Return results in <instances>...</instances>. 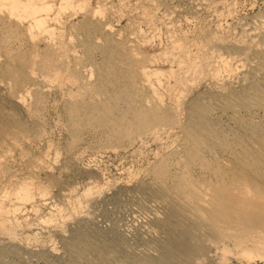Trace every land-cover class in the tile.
Here are the masks:
<instances>
[{
	"label": "rangeland",
	"instance_id": "rangeland-1",
	"mask_svg": "<svg viewBox=\"0 0 264 264\" xmlns=\"http://www.w3.org/2000/svg\"><path fill=\"white\" fill-rule=\"evenodd\" d=\"M76 1L83 3L81 9L77 8ZM81 1L73 0L71 6H75L76 12L69 6L64 15L63 11L58 13L60 2L57 0H47V4L55 3L52 18L61 16L55 19L58 23L52 21V27L56 28L53 30L57 35L64 33L61 41L66 46L60 43L65 54L61 59L63 71L68 66L74 73H80L82 60L91 61L94 66L83 68L79 75L75 73L79 78L77 85L57 81L50 87L36 88L27 98L25 115L15 111L5 96H0L2 118L28 129L32 135L41 136L39 141L35 138L30 154L41 157L42 167H46L36 170L39 173L35 172L33 181L51 191L49 196H36L33 204L21 206L14 192L29 175L31 158L16 156L8 161L10 164L6 163L7 170H3L0 183V264H136L135 255L127 251V240L119 237L116 223L119 213L133 203L132 196L145 199L157 195L149 189L151 170L161 159L181 150L192 105L200 103L202 107L207 97L227 98L247 90L256 78L257 58L264 54V24L257 22L264 12V0ZM95 11L99 14L92 19ZM3 15L0 14L2 53L8 47L16 55L24 52L28 43L22 37L17 38V32L12 29L13 20H8L9 23ZM107 23L108 26L104 25ZM110 25L114 36L106 35L101 41L91 43L93 47H87L89 52L85 57L74 33L82 30L89 35L92 29H111ZM116 34L121 37L120 41L116 40ZM129 39L137 46L139 60L144 61L147 70L157 71L164 78L159 83L151 81L155 91L161 89L164 93L160 100L163 108H168L166 112L156 113L155 118L150 115L152 108L145 105V90L136 81L133 65L127 64L124 43ZM42 42H38L39 50L53 51ZM59 50L56 53L61 55ZM51 53L59 58L55 51ZM2 59L1 66L7 71L16 67L11 58ZM88 90L103 91L106 99L93 105L88 99ZM229 112L227 115H233ZM213 115L212 123L217 120L223 122V127L227 124L222 112ZM262 125L259 114L253 126ZM210 155L205 145L197 151L191 160L195 174L205 172ZM58 169L64 171L63 175ZM74 179L73 198L68 204H59L53 195L59 189L57 186ZM50 180H55L56 187ZM46 198L55 201H52V211L41 205ZM142 237L138 231L133 243H143ZM158 241L161 240L154 242L161 244L156 245L157 249L165 247L163 251H166L167 242ZM224 244L229 251L226 260L220 257V246L207 251L208 256L199 264H264V248L255 253L249 245L251 258H247L234 249L233 243Z\"/></svg>",
	"mask_w": 264,
	"mask_h": 264
},
{
	"label": "bare ground",
	"instance_id": "bare-ground-1",
	"mask_svg": "<svg viewBox=\"0 0 264 264\" xmlns=\"http://www.w3.org/2000/svg\"><path fill=\"white\" fill-rule=\"evenodd\" d=\"M57 2H60L57 3L59 5H57L59 8L58 13L60 14L63 11V15L64 10L67 12L70 9L69 6L73 5V0H57ZM79 2L76 1L75 4H77L78 9H81L83 3L79 4ZM53 3H51L52 6L55 5ZM52 6L47 4V0H0V14H4L7 21L13 20L14 26L12 29L17 32V38L22 37L23 41L26 40L28 43V46L23 45L25 51L17 55L9 47L6 48L5 54H3L0 46V61L3 60L2 57L5 58V61L11 58L16 64V67L7 71L5 67L1 66L0 62V68H4L3 71L0 69V96H5L14 110L21 114L25 112L27 98L39 86L50 87L52 83L57 81L71 82L72 85L78 83L79 78L75 76L77 72L74 73L68 66L66 67L68 70L63 71L62 63L64 60L61 59H64L65 54L62 52V44H60L63 40V32L59 34V30H57L59 34L57 35V32L53 30L54 26L52 27V21L61 16L57 13L58 15L52 18L55 16L51 15ZM71 7H73L71 11L76 10L75 6ZM66 9L68 10L66 11ZM55 12H57V9ZM97 13L95 11V14H92V19L96 17L94 15ZM258 17L257 22L263 25L264 12ZM108 24L104 25L108 26ZM10 26L9 24L8 27ZM15 26L19 29H16ZM7 29L4 28L5 31ZM81 31L77 30L74 35L78 36L77 45L79 48L82 47L85 57H88L87 47H93L91 43L101 41L102 37L106 35L113 34L112 36H114L113 29H108V27L107 29H92L89 35ZM115 37L116 40H121L119 34H116ZM74 39L76 38L74 37ZM126 39L128 38L126 37ZM40 40L53 51L50 49L46 51L39 50L38 42ZM63 44L66 46L65 43ZM124 44L126 46L125 53L130 60L127 59V64L133 65L137 74L136 81L145 90V105L152 108L150 115L155 118L157 117L156 113L166 112L168 108L166 106L163 108L164 104L162 105L163 102L160 100L164 93L159 91L161 89H157L158 92L156 93L153 87L155 85H152L151 81L155 80L159 83L164 78L157 71L147 70L143 64L144 61L139 60V54L135 48L137 46L134 45L132 40L129 39ZM55 45L56 47H54ZM57 45L60 47H57ZM56 48L61 49H58L62 52L61 55L56 53L58 51L55 50ZM54 51L59 60L51 53ZM257 59L259 62L254 73L256 78L247 90L227 98H217V96L215 98L209 95L211 98L207 97L202 107L200 103L192 105L190 122L185 132V138L180 145L181 150L173 156L161 159L151 170V178L149 175L150 179L148 181H150L151 187H149V184L147 185L151 192L153 194L156 192L157 195L149 194L150 196L145 199L140 196H134L135 198L132 196L133 203L127 210H124L125 212L122 211L123 213H119V216L115 217L119 237H123L129 243H127V251L129 254L135 255L136 264H199L208 256L207 251L210 252L212 248H219L220 246V257H222V260H226L229 252L224 246L226 241L233 243L234 249L247 258L250 257L252 251L248 249L249 245L253 247L255 253L264 248V54L262 58ZM81 63L80 73L83 68L87 70V66H94L91 61L82 60ZM81 63L79 62L78 65ZM56 64L57 67L49 68L51 65ZM89 70L92 74V70L90 68ZM4 72H7V74H4ZM82 73L85 74L86 72L83 71ZM160 84L162 85V82ZM156 86L161 87L160 85ZM80 87L84 88V86ZM87 94L93 105L106 99V94L103 91L88 90ZM172 95L174 94L172 93ZM177 96L179 97V95ZM230 110L233 113L231 116L227 115ZM220 112H222L223 117L225 116L224 118L227 117V124L224 127L222 126L223 122L222 124L217 120L214 123L211 122L212 115ZM259 114H261L263 125L254 127V118ZM38 132L40 134V131H37L36 134ZM31 133L28 129L25 130L15 122L6 121L0 116V183L4 177H2L3 170H7V168H4L10 159L16 156L20 159L29 156L31 158L29 160L31 166L28 164L30 168L27 167L29 175L27 174V179L17 185L18 187L14 192L15 200H18L21 206L29 202L33 204L36 196L44 198L51 193L49 188L42 185L37 186L33 181L35 172L39 173L36 170L43 169L46 165L42 167L41 157H38L39 159L31 157V149L35 147L36 143L35 138L41 137ZM204 145L211 154L210 163L207 164L205 172L195 174L191 168V160ZM58 170L61 174L64 172L61 169ZM54 181L50 180V184L53 183L56 187ZM75 181L76 179L57 186L59 189L53 194L54 200L63 205L69 199H72L76 190ZM150 197L151 200H149ZM46 200L43 203L42 199L43 204L41 205H45L47 209L51 210L52 201L54 200L51 201L49 198H46ZM9 208L11 209V207ZM6 210L9 209L6 208ZM122 215L124 216L122 217ZM138 231L143 234V243L134 244V237ZM156 240L167 242L165 244L166 251H163L165 247L157 249L161 244H154ZM156 245L158 246L156 247ZM199 246H201L200 249Z\"/></svg>",
	"mask_w": 264,
	"mask_h": 264
}]
</instances>
